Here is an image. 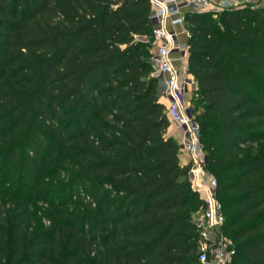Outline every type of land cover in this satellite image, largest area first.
Listing matches in <instances>:
<instances>
[{
    "label": "trees",
    "instance_id": "trees-1",
    "mask_svg": "<svg viewBox=\"0 0 264 264\" xmlns=\"http://www.w3.org/2000/svg\"><path fill=\"white\" fill-rule=\"evenodd\" d=\"M151 13L149 0H0V264H199L206 202L167 135ZM184 18L232 264H264V8Z\"/></svg>",
    "mask_w": 264,
    "mask_h": 264
},
{
    "label": "built area",
    "instance_id": "built-area-1",
    "mask_svg": "<svg viewBox=\"0 0 264 264\" xmlns=\"http://www.w3.org/2000/svg\"><path fill=\"white\" fill-rule=\"evenodd\" d=\"M152 6L151 20L154 24L152 36L146 39L152 45L150 62L154 77L164 87L169 99L166 113L170 121L184 134L180 154L189 158L190 180L193 189L206 202V207L193 215V223L199 234V264H232L236 255L235 242L225 235L224 209L217 199V180L206 168V156L200 143V128L188 100V93L195 83L177 63L185 60L187 46L179 43V33L185 28L186 8L196 6L199 12L221 13L232 10L230 0H149ZM197 12V11H196Z\"/></svg>",
    "mask_w": 264,
    "mask_h": 264
},
{
    "label": "crops",
    "instance_id": "crops-1",
    "mask_svg": "<svg viewBox=\"0 0 264 264\" xmlns=\"http://www.w3.org/2000/svg\"><path fill=\"white\" fill-rule=\"evenodd\" d=\"M191 11L190 9H187L186 12ZM176 31L179 33V43L182 46H187L188 44V39H189V35L187 34V32H181L180 28H175ZM177 66L183 68V71H185L188 74V52H186L185 54V60H183L180 64V62L177 63ZM189 78H192L189 74H188ZM188 98H191V91H189L188 93ZM160 102L165 106V108L168 107L169 105V99L166 96V94L164 93V87L161 84V98H160ZM171 122V121H170ZM167 135L168 137L172 138L175 143L177 144V146L179 147V149L181 148L185 138H184V134L181 131V129H179L176 125H174L171 122V125L167 131ZM180 161L183 165H189V158L186 154H180Z\"/></svg>",
    "mask_w": 264,
    "mask_h": 264
},
{
    "label": "rangeland",
    "instance_id": "rangeland-1",
    "mask_svg": "<svg viewBox=\"0 0 264 264\" xmlns=\"http://www.w3.org/2000/svg\"><path fill=\"white\" fill-rule=\"evenodd\" d=\"M219 1V0H218ZM231 4L233 5L232 8L233 9H239V8H243L245 6H252L254 8H264V0H230ZM187 9H190L191 11H197L199 12V8L196 6H190ZM185 10V11H186ZM191 98H188V100H190ZM191 109L193 110V107L190 105ZM211 176V175H210ZM214 177V176H213ZM216 179V177H214ZM217 180V179H216ZM40 206V205H39Z\"/></svg>",
    "mask_w": 264,
    "mask_h": 264
}]
</instances>
